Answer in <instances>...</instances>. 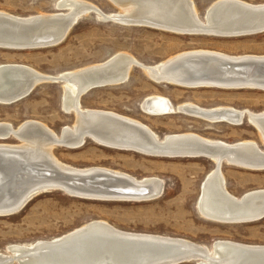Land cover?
<instances>
[{
  "label": "bare ground",
  "instance_id": "bare-ground-1",
  "mask_svg": "<svg viewBox=\"0 0 264 264\" xmlns=\"http://www.w3.org/2000/svg\"><path fill=\"white\" fill-rule=\"evenodd\" d=\"M110 1L120 9L119 12L105 13L82 0H61L58 9L62 12L30 17L0 11V42L17 46L61 41L82 16L90 13L104 21L126 26L215 37L249 36L245 33L264 19V4L243 0H217L206 11L204 19L194 0ZM198 56L202 58L193 60ZM253 62H264V56H230L199 49L178 53L154 65L143 64L133 55L119 52L102 63L57 76L25 65H0V104H12L15 97L26 94L40 83H60L57 79L62 78V107L76 117L75 124L64 127L60 133L33 120L18 127L0 122V140L13 137L20 141L18 144L0 143V217L19 213L34 198L53 190L94 201L143 202L164 194L165 182L160 178L138 179L105 167L76 168L54 154L56 147L77 149L91 139L103 147L154 157L209 158L216 163V169L204 181L197 208L199 214L204 219L224 224L264 219V190L236 197L228 190L221 166L226 163L264 171V150L256 141L230 144L193 132L161 138L137 119L112 111L85 108L81 102L82 95L93 84L109 82L117 85L127 81L133 67L143 69L157 83L185 88L264 91L261 81L264 75H259L249 64ZM142 106L148 115L155 117L179 112L209 124L229 123L237 127L247 120L257 128L264 145V112L230 106L205 108L192 102L175 105L163 95L146 97ZM63 237L71 238L64 241L61 240ZM63 237L53 240L63 241L56 242L55 246L50 245L51 241L11 245L8 252L0 251V264H171L176 255L194 258V264H264V245L220 240L209 248L181 238L124 232L100 220ZM183 247L185 250L180 251Z\"/></svg>",
  "mask_w": 264,
  "mask_h": 264
},
{
  "label": "rangeland",
  "instance_id": "rangeland-1",
  "mask_svg": "<svg viewBox=\"0 0 264 264\" xmlns=\"http://www.w3.org/2000/svg\"><path fill=\"white\" fill-rule=\"evenodd\" d=\"M60 1L0 0V11L21 17L62 12L58 9ZM82 1L94 4L105 13L120 11L110 0ZM215 1L194 0L202 19ZM243 1L264 4V0ZM199 49L230 56H264V33L241 37L184 35L104 21L97 14L90 13L82 16L57 46L26 50L0 48V65H25L57 76L102 63L119 52L129 53L143 64L154 65L178 53ZM130 74V78L123 83L88 91L81 97L82 105L137 119L151 127L161 138L193 132L230 144L254 140L264 150L259 131L247 120L237 127L229 123L209 124L179 112L155 117L148 115L142 106L146 97L163 95L175 105L192 102L205 108L230 106L258 113L264 112L263 90L185 88L157 83L139 67H133ZM63 87L62 83H40L28 97L12 104H0V122L18 127L27 120H33L46 124L57 133L66 126H73L75 114L62 107ZM0 143L18 144L20 141L10 137L0 140ZM54 154L62 162L76 168L105 167L138 179L160 178L165 182L164 194L155 200L126 202L86 200L61 190L43 193L19 213L0 217L1 252H8L11 245L53 241L97 220L124 232L181 238L209 248L220 240L264 245V219L253 223L224 224L209 221L199 214L197 208L204 181L216 169V163L209 158L154 157L110 149L91 139L77 149L56 147ZM222 169L228 190L236 197L264 190V171L226 163L222 164Z\"/></svg>",
  "mask_w": 264,
  "mask_h": 264
},
{
  "label": "water",
  "instance_id": "water-1",
  "mask_svg": "<svg viewBox=\"0 0 264 264\" xmlns=\"http://www.w3.org/2000/svg\"><path fill=\"white\" fill-rule=\"evenodd\" d=\"M260 33H264V19L261 20L258 24H256L253 27H251L250 30L247 33H245V34L254 35V34H260ZM235 35H238V34H235ZM66 36L61 41L60 40L59 41L57 40L55 42H47V43H43V42H32V43H26V44H18L17 46L16 45H11V44H5V43H1L0 42V48H13V49H31V48L32 49H35L36 48V49H38V48H41V47H44V48L45 47H52L53 45L56 46V45L61 44L65 40ZM202 56H207L208 57L210 55H202ZM201 58H202L201 56H198V57H194L193 60H197V59H201ZM249 64L252 67H254V69H256V72L258 71V74L259 75H264V62H253V63H249ZM57 80L60 83L64 81V79H62V78H60V79L58 78ZM261 81H262V84H264V79H262ZM261 81L259 80V82H261ZM109 85H110L109 82H103V83L93 84L92 86H90L88 88V91H90V90H92L94 88L103 87V86H109ZM111 85H115V84H111ZM34 89H35V87L32 90H30L29 92H27L26 94H23V95H20V96L15 97L12 100L11 103H15V102L20 101V100L24 99L25 97L29 96L34 91ZM222 164L223 163H221V166H222ZM263 217H264V215H263ZM89 228H91V227H89ZM69 238H71V237H67V238L66 237H63V239H61V240H64L65 241V240H68ZM56 242L58 243V242H63V241H51V244L50 245L55 246L57 244ZM175 247L176 248H179L180 246H175ZM181 250L184 251L185 250L184 247L181 248L180 251ZM193 259L194 258H189V257H186L185 255H176V256H174L171 259L173 261L170 262V263L171 264H183V263H187V262H193L195 260V259L194 260ZM9 264H14V263L12 262V263H9Z\"/></svg>",
  "mask_w": 264,
  "mask_h": 264
}]
</instances>
